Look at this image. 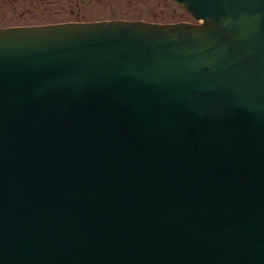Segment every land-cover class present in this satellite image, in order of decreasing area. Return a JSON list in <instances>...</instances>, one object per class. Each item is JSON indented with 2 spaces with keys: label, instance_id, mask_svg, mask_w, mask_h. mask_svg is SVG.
<instances>
[{
  "label": "water",
  "instance_id": "95a60500",
  "mask_svg": "<svg viewBox=\"0 0 264 264\" xmlns=\"http://www.w3.org/2000/svg\"><path fill=\"white\" fill-rule=\"evenodd\" d=\"M172 1L0 27V264H264V0Z\"/></svg>",
  "mask_w": 264,
  "mask_h": 264
},
{
  "label": "flooded vegetation",
  "instance_id": "af4514ba",
  "mask_svg": "<svg viewBox=\"0 0 264 264\" xmlns=\"http://www.w3.org/2000/svg\"><path fill=\"white\" fill-rule=\"evenodd\" d=\"M49 15L68 18L45 20ZM6 17L8 20L2 22ZM161 17H168V0H0V27L124 19L168 23L167 19L160 21Z\"/></svg>",
  "mask_w": 264,
  "mask_h": 264
},
{
  "label": "rangeland",
  "instance_id": "374dc122",
  "mask_svg": "<svg viewBox=\"0 0 264 264\" xmlns=\"http://www.w3.org/2000/svg\"><path fill=\"white\" fill-rule=\"evenodd\" d=\"M52 17L54 19H52ZM67 18H68V16L49 15V16H47V19H45V20L54 21V20L58 19L59 21H61V20H66ZM147 18L149 19L150 17H147ZM166 19L168 20V23H174V22H180V21H186V22H191V23L195 22L190 15H188L182 9L177 7L172 0H168V17L167 18H165V17L159 18V20L162 22H165L163 20H166ZM2 20H1L2 22H4V21L6 22V20H8V17H6ZM42 21H44V19H42ZM44 22H47V21H44Z\"/></svg>",
  "mask_w": 264,
  "mask_h": 264
}]
</instances>
